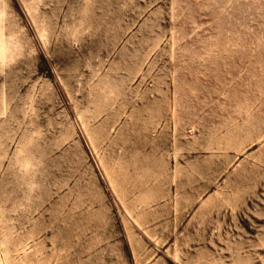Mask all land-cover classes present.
<instances>
[{
    "label": "rangeland",
    "instance_id": "1",
    "mask_svg": "<svg viewBox=\"0 0 264 264\" xmlns=\"http://www.w3.org/2000/svg\"><path fill=\"white\" fill-rule=\"evenodd\" d=\"M0 264H264V0H0Z\"/></svg>",
    "mask_w": 264,
    "mask_h": 264
}]
</instances>
